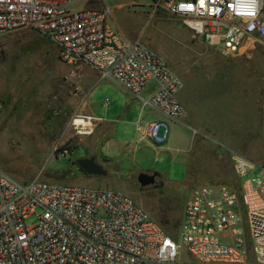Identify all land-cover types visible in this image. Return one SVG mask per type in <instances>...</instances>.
<instances>
[{"label":"built area","instance_id":"1","mask_svg":"<svg viewBox=\"0 0 264 264\" xmlns=\"http://www.w3.org/2000/svg\"><path fill=\"white\" fill-rule=\"evenodd\" d=\"M154 9L224 58L264 46V0H157ZM110 14L73 9L72 0H0V36L33 29L67 65L89 66L140 99L153 86L145 103L179 120L181 77L154 50L126 40ZM147 135L162 145L168 122L149 124ZM231 161L237 184L193 188L175 237L121 191L19 183L0 168V264H264V166L236 153Z\"/></svg>","mask_w":264,"mask_h":264},{"label":"rangeland","instance_id":"2","mask_svg":"<svg viewBox=\"0 0 264 264\" xmlns=\"http://www.w3.org/2000/svg\"><path fill=\"white\" fill-rule=\"evenodd\" d=\"M156 1L72 0V8H110L108 22L160 55L181 77L183 92H190L192 87L200 88L198 85L201 83L220 84L223 98L235 99L236 113L231 115L235 117L233 130L230 116L223 115L221 107H214L211 116L218 114L217 121L222 123L219 132L236 133L241 138L256 141V145L243 142L239 148L253 153L259 159L257 163L264 166V46L260 43L248 45L238 55L224 58L195 36L180 19L170 17L162 9H154ZM74 78L69 65L60 60L58 48L33 29H19L0 36L1 170L19 183L39 179L49 184L121 191L167 232L176 235L192 189L205 182L199 174L205 171L197 169L207 165L205 159L200 156L198 162L190 160L188 157H192L196 150L192 156L184 150L174 151L166 157L147 149L146 143L137 141L133 142L135 148L130 151L123 150L120 145L113 147L114 153H110L108 158L105 156L107 150L103 149V156L101 148L104 141L100 132V136L97 133L91 138L89 120L73 105L75 94L80 92ZM105 87L115 88L124 97L132 95L113 81L105 80L86 99V102L97 105L99 114L104 115V108L108 106L106 102L111 100ZM142 96L146 93L143 92ZM182 120L185 123L180 127L183 134L194 137L196 122H191L192 127H188L186 118ZM117 130L114 127L112 133ZM120 131L118 138L122 136ZM128 134L130 137L132 133ZM175 137L182 144L186 142L180 133ZM220 142L225 143L222 139ZM187 143L191 147L189 140ZM222 147L228 148L226 145ZM94 154L97 163L107 172L105 176H88L77 169L79 159ZM185 159L188 162L182 163ZM67 168L72 169V174L64 177L61 171ZM224 172L233 184H237L233 170ZM143 173L154 174L155 182L141 186L139 176ZM188 174V181L195 186H187ZM33 222L34 218L28 224ZM240 228L246 233L243 227ZM221 238L231 242L225 235ZM180 259L189 260L185 248Z\"/></svg>","mask_w":264,"mask_h":264},{"label":"crops","instance_id":"3","mask_svg":"<svg viewBox=\"0 0 264 264\" xmlns=\"http://www.w3.org/2000/svg\"><path fill=\"white\" fill-rule=\"evenodd\" d=\"M116 30L126 40L131 42L138 41L129 38V36L124 34L122 31L118 29ZM69 67L75 76L74 81L77 85V90L80 91L75 94L73 98V105L78 112L85 115L86 119L89 120V123H87L88 125L90 124L91 127V138L97 133L98 136L101 135L100 138L104 141L102 143L103 148H101V154L104 156L105 154L103 153V149L107 150V155H105L107 158L110 153H114L113 147L118 145L122 146L123 150L128 151L135 148L133 144L134 141H137L138 143H146L147 149L162 153L166 157L170 156L174 151L184 152V150L189 154V156H192L196 150V153L193 154L192 157L188 158L198 162V158L201 156L205 159H203L205 163H207V165H202L197 168L199 171H205L199 172V174L203 177L202 179L205 180L203 185L199 186H219L224 184L235 185L233 184V180H229L227 173L224 172L226 170L234 171L231 156L235 153L243 155L254 162H258L259 160L257 156L253 155V153L249 154L247 150L239 148V145L243 142L247 145H256V141L253 142L251 138H241L236 133L226 134L219 132L222 123L217 121L219 118L216 117L218 115L217 113L215 114V117H213L214 112L212 113L213 116H211V111L214 110V107H221L223 115L230 116L231 123L234 125V127H232L233 130L235 129V117H231V115H234L236 112L234 111L235 99H231L229 96L223 98V88L218 83H201L198 85L200 88L192 87L190 92L185 90L183 92L182 90L178 95V99L184 108V115L176 121H169L162 115V113H160V111L145 103L143 100L149 97L153 90V86L148 87L144 91L146 96H142L143 99L137 98L131 94V96L124 97L119 95L115 88L105 87V92L111 96V100L109 101V97L107 98L108 101L106 102V105L108 106L104 108L105 110L103 111V115L99 114V111L96 112L97 105L95 103V105L88 103L86 102V99H88V96L93 95L94 91L99 88L100 84L103 83L105 79H102L100 74L89 66L80 65L78 67H73L69 65ZM114 83L117 84L116 82ZM228 104L233 105L228 106ZM112 112L114 113L110 116V113ZM184 118L187 120L188 127H192L190 124L191 122H196V126H193L194 137H191L189 134L185 136L183 131L180 129L181 126L185 125L182 120ZM165 121L168 122L170 127V137L162 145H155L147 135V127L153 122ZM114 127L118 130L115 133H112ZM119 131L122 132V136L120 138H118ZM128 133H132L130 137ZM178 133L186 138L185 143L189 140L191 147H189L188 143L182 144L176 140L175 136H178ZM220 139L224 140L225 143H221ZM219 143L228 146V148H223ZM90 144L92 145L91 141ZM98 145L99 147L101 146L100 144ZM99 147L98 151L100 149ZM94 156H96V154H94ZM181 162L187 163L188 159ZM211 170L218 172H208ZM188 180L189 174L187 175L186 184L189 187L195 186Z\"/></svg>","mask_w":264,"mask_h":264},{"label":"water","instance_id":"4","mask_svg":"<svg viewBox=\"0 0 264 264\" xmlns=\"http://www.w3.org/2000/svg\"><path fill=\"white\" fill-rule=\"evenodd\" d=\"M77 166L88 176H105L107 172L97 163L95 156L81 158L76 162ZM141 186H148L154 183V177L143 173L139 176Z\"/></svg>","mask_w":264,"mask_h":264},{"label":"trees","instance_id":"5","mask_svg":"<svg viewBox=\"0 0 264 264\" xmlns=\"http://www.w3.org/2000/svg\"><path fill=\"white\" fill-rule=\"evenodd\" d=\"M77 169L79 170V171H81V172H83L78 166H77ZM84 173V172H83ZM61 174H62V176H64V177H69V175L70 174H72V169L71 168H67V169H64V170H62L61 171ZM85 174V173H84ZM171 236H173V237H175V234H171V233H169Z\"/></svg>","mask_w":264,"mask_h":264},{"label":"flooded vegetation","instance_id":"6","mask_svg":"<svg viewBox=\"0 0 264 264\" xmlns=\"http://www.w3.org/2000/svg\"><path fill=\"white\" fill-rule=\"evenodd\" d=\"M147 175L153 176L154 177V182H155L156 176L154 174H147Z\"/></svg>","mask_w":264,"mask_h":264}]
</instances>
